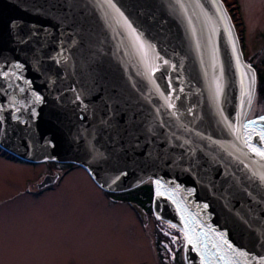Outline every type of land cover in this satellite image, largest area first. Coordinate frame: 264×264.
<instances>
[{
    "label": "water",
    "instance_id": "obj_1",
    "mask_svg": "<svg viewBox=\"0 0 264 264\" xmlns=\"http://www.w3.org/2000/svg\"><path fill=\"white\" fill-rule=\"evenodd\" d=\"M255 89L221 0H0V149L149 181L184 264H264Z\"/></svg>",
    "mask_w": 264,
    "mask_h": 264
},
{
    "label": "rangeland",
    "instance_id": "obj_2",
    "mask_svg": "<svg viewBox=\"0 0 264 264\" xmlns=\"http://www.w3.org/2000/svg\"><path fill=\"white\" fill-rule=\"evenodd\" d=\"M233 1L243 24V57L264 69V0ZM261 87L248 118L264 113ZM40 168L0 158V264H157L151 237L159 221L153 214L108 203L80 167L55 190L31 197L23 189Z\"/></svg>",
    "mask_w": 264,
    "mask_h": 264
},
{
    "label": "flooded vegetation",
    "instance_id": "obj_3",
    "mask_svg": "<svg viewBox=\"0 0 264 264\" xmlns=\"http://www.w3.org/2000/svg\"><path fill=\"white\" fill-rule=\"evenodd\" d=\"M0 158L13 162L17 161L23 163V161L11 158L8 155L3 154L2 152H0ZM40 166L41 168L43 167L44 171L39 170L34 183L31 186H27L23 189L26 194H32L31 197H37L40 196L43 192H51L55 190L60 186V184L71 171H73L74 169H79V166L73 164L55 163L48 161L40 162ZM52 178L53 180L51 182H48V180ZM42 181H45L43 185H41ZM39 185L41 186L39 187ZM102 194L107 199L108 203H121V200L118 197V199L115 198L116 195H109L103 191ZM140 208L142 211L150 213V211L146 209L147 207L144 208L140 206ZM158 227V235L155 237V239L151 237V243L154 247V250L158 251L160 254V256H158L157 264H182L183 239L180 231L164 223H159Z\"/></svg>",
    "mask_w": 264,
    "mask_h": 264
},
{
    "label": "trees",
    "instance_id": "obj_4",
    "mask_svg": "<svg viewBox=\"0 0 264 264\" xmlns=\"http://www.w3.org/2000/svg\"><path fill=\"white\" fill-rule=\"evenodd\" d=\"M231 19L232 22L235 26L236 32L238 34L239 39L241 40L242 38V33H243V24L241 21V17L239 16V12L237 11V6L236 2L233 0H222ZM233 2V3H229ZM236 6V7H235ZM254 69L256 71V78H257V85H256V97H262L263 92H262V87H261V82L263 83L264 86V69H261V65L259 66H254ZM260 86V87H259ZM1 151V150H0ZM3 152V151H1ZM3 154H6L3 152ZM11 158H14L11 155H8ZM151 195H152V188L149 183L142 184L135 189L129 190L124 193H120V198L124 202H133L136 203L139 206H142L150 211V203H151Z\"/></svg>",
    "mask_w": 264,
    "mask_h": 264
},
{
    "label": "snow or ice",
    "instance_id": "obj_5",
    "mask_svg": "<svg viewBox=\"0 0 264 264\" xmlns=\"http://www.w3.org/2000/svg\"><path fill=\"white\" fill-rule=\"evenodd\" d=\"M107 2L109 3V4H111L112 3V0H107ZM126 23H127V21H126ZM131 27V26H130ZM133 35H135V33H133ZM138 39V38H137ZM37 99H39V97H37ZM253 151H256V149H253ZM257 155H259V156H261L262 158H264V152H257ZM229 247H231L230 245H229Z\"/></svg>",
    "mask_w": 264,
    "mask_h": 264
}]
</instances>
